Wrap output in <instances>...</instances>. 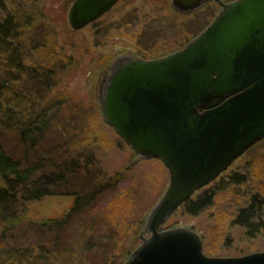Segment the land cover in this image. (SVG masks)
I'll return each instance as SVG.
<instances>
[{
    "label": "rangeland",
    "instance_id": "374dc122",
    "mask_svg": "<svg viewBox=\"0 0 264 264\" xmlns=\"http://www.w3.org/2000/svg\"><path fill=\"white\" fill-rule=\"evenodd\" d=\"M18 1L12 0L16 5ZM38 1L43 5L45 27L34 35L40 42L55 41L66 63L60 82L55 86L52 84L49 92L50 97L61 104L53 110L51 128L39 143L54 154V164L45 165V172L59 173L65 169L68 182L57 187L56 194L35 202L32 205L35 211H32L37 217H56L72 206L74 196L68 194L74 192L71 187H79V183L87 179L84 166L89 160L93 169L89 176L118 175L120 178L104 187L96 200L86 205L66 228L62 235L67 247H58L64 253L61 264H97L98 250H90L88 246L97 241L98 235L90 233L85 244L74 242L82 231V220L95 218L101 229L99 233L106 235L115 227L109 218L113 213L111 204L120 202L117 219L133 225L124 239L125 247L137 246L142 242L140 235L148 214L170 180L169 171L159 159L140 158L106 121L99 102L107 82H104L103 73L129 50L134 51V56L156 58L183 48L210 24L221 6L209 4L182 15L162 0H140L141 3L131 6L122 3L97 22L74 30L67 18L74 0ZM12 2L9 8H13ZM23 3L30 6L28 1ZM15 140L11 131L0 132V142L6 143L10 151L16 147ZM43 154L51 157L48 153ZM198 193H212L211 205L195 216L177 210L162 228L187 227L197 231L202 235L204 251L209 255L233 256L264 250V230L250 238L241 225L233 222L254 195L264 198V140L246 151L219 179ZM261 212L264 215V207ZM33 239L41 240L39 230L35 225L26 224L13 233L10 243L25 244ZM98 242L106 246L107 240Z\"/></svg>",
    "mask_w": 264,
    "mask_h": 264
},
{
    "label": "water",
    "instance_id": "95a60500",
    "mask_svg": "<svg viewBox=\"0 0 264 264\" xmlns=\"http://www.w3.org/2000/svg\"><path fill=\"white\" fill-rule=\"evenodd\" d=\"M117 1L74 0L68 23L84 29ZM171 2L188 14L209 0ZM215 98L223 101L208 108ZM99 102L120 138L140 158L159 159L170 174L142 242L124 264H264V250L209 255L197 231L162 228L176 209L264 140V0L222 3L205 29L162 57H119Z\"/></svg>",
    "mask_w": 264,
    "mask_h": 264
},
{
    "label": "trees",
    "instance_id": "16d2710c",
    "mask_svg": "<svg viewBox=\"0 0 264 264\" xmlns=\"http://www.w3.org/2000/svg\"><path fill=\"white\" fill-rule=\"evenodd\" d=\"M25 1L30 6L23 3ZM10 2L12 0H0V132L11 131L15 135L16 147L10 151L6 143L0 142V264H61L64 253L58 247L67 245L62 235L66 228L86 205L96 200L104 187L120 177L108 174L99 178L89 176V171L93 170L89 160L84 166L87 179L81 181L79 187H71L74 192L68 194L74 196L72 206L60 216H34L32 205L56 194L55 189L68 182L65 169L59 173L45 172V165L54 164V154L39 143L51 128L53 110L61 104L58 99L50 97L49 92L52 84L55 86L60 82L66 63L55 41L40 42L34 35L45 27L40 1L19 0L18 5L12 2L13 8H9ZM222 101L215 98L207 107ZM259 196L254 195L250 204L233 220L246 230L250 238L264 230L261 212L264 198ZM213 198L212 193L200 195L197 192L195 198H190L176 211L195 216L211 205ZM111 206L113 213L109 218L115 227L105 235L99 233L101 229H98L95 218L83 219L82 231L74 241L78 245L85 244L90 233L98 235L97 241L88 246L90 250L97 248V264H124L138 246L125 247L124 239L133 225L117 219L120 202L113 201ZM26 224L35 225L41 240L11 244L13 233ZM103 240H107L106 246L98 244Z\"/></svg>",
    "mask_w": 264,
    "mask_h": 264
},
{
    "label": "flooded vegetation",
    "instance_id": "af4514ba",
    "mask_svg": "<svg viewBox=\"0 0 264 264\" xmlns=\"http://www.w3.org/2000/svg\"><path fill=\"white\" fill-rule=\"evenodd\" d=\"M164 3H170V6H171V8L173 9V7H172V2H171V0H162ZM230 1H232V0H209V2L207 3V4H205L204 6H206V5H209V4H216V5H220L221 6V4L222 3H228V2H230ZM123 3V5L124 6H127V5H129V6H131V5H134L135 3H137V4H139V3H141L140 2V0H118L117 1V3L106 13V14H104L102 17H104V16H106L109 12H111L115 7H117L118 5H120V4H122ZM203 6V7H204ZM202 7V8H203ZM202 8H200V9H202ZM200 9H198V10H200ZM174 10V9H173ZM198 10H195L194 12H196V11H198ZM175 11V10H174ZM176 13H178L177 11H175ZM193 13V12H192ZM180 14V13H179ZM188 14H190V13H188ZM182 15H185V14H182ZM101 17V18H102ZM101 18H99L98 20H100ZM97 20V21H98ZM96 21V22H97ZM181 49V48H180ZM177 50H179V49H177ZM177 50H175V51H177ZM129 53L128 54H126V58H143V59H152V58H147V57H144V56H134V51L133 50H129L128 51ZM174 52V51H173ZM133 54V55H132ZM168 54V53H167ZM165 55V54H164ZM163 55V56H164ZM160 57V56H159ZM162 57V56H161ZM111 66L112 65H110L109 66V68L106 70V71H104V82L105 81H107V79H108V76H109V74H110V72H111Z\"/></svg>",
    "mask_w": 264,
    "mask_h": 264
}]
</instances>
